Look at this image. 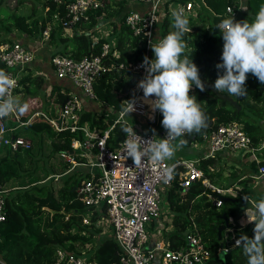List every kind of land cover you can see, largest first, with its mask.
Masks as SVG:
<instances>
[{
    "label": "trees",
    "instance_id": "trees-1",
    "mask_svg": "<svg viewBox=\"0 0 264 264\" xmlns=\"http://www.w3.org/2000/svg\"><path fill=\"white\" fill-rule=\"evenodd\" d=\"M32 1L36 2L38 0ZM22 2L24 0H17V3ZM227 2L234 3L235 18L241 19L242 22L247 20L249 23L253 22L260 6L264 5V0H246L247 10H242L241 7L239 8L238 0H206V4L216 15H209L208 9L204 8L198 10L194 17L188 16L191 32L187 33L184 38L188 45L186 54L198 66L201 79L206 85L205 91H200L199 88L193 85L190 95L197 98L207 118L212 119V123L199 134H185L183 138L189 143L194 139L201 138L204 133L222 122L236 120L244 123L245 130L251 136L253 144L257 146L260 144L259 132L261 131L256 123L244 117V107H251L254 103L263 100L264 84H261L252 74L248 75L245 85L248 95L237 98L238 104L243 106L240 109L227 99L220 97L209 87V84L214 86L215 80L223 74L222 70L216 67L217 64L222 63L221 56L224 43L222 34L216 24L218 20L231 18V16L222 14L224 11L222 6ZM65 3L66 0H44L42 2L43 10L45 9L44 15H37L36 3H34L30 14L25 15L17 9L18 6L9 8L6 0H0V11H6L5 15L0 13V45L17 41L9 37L15 33H23L27 37L42 39L43 30L49 26L47 42L55 46L49 56L50 63V57L56 53L69 54L74 58H81L88 54L97 55L102 53L101 45L105 40L99 39L97 42H92L89 29L95 24L97 17L99 18L104 13L107 19L114 18L115 20L111 21L114 29L110 38L115 37V44L112 49L118 51V56H113L111 51L102 56L103 63L107 68L98 74L93 83L96 99L106 108L100 113L83 109L77 113V123L80 125L86 123L91 132L101 135L104 130L109 129L106 145L114 148L125 134L121 130L124 122L114 123L117 112L121 111L120 103L132 99L129 89L135 90L140 79L137 76L134 79L132 78L133 73L139 72L118 67V64L126 65L129 61L140 58L144 53L137 46V36L132 34L131 29L124 21L125 14L132 7L124 8L122 0H104L103 6L90 11L88 20L81 19L75 25L69 27L65 24V19H67ZM198 20L202 22V25L196 23ZM171 24L172 17L171 12H169L157 24L155 33L166 36L170 31H174ZM66 28L74 29L73 33L68 35L65 32ZM30 47H33V45L31 44ZM34 61L35 58L31 63ZM52 68L54 70L53 65ZM0 69H5V64L2 61H0ZM123 74L127 79L123 78ZM18 87L20 89L17 92L14 91V97L26 96L25 99L23 98L24 100L20 101L21 103H27L29 106L28 110L18 117L19 121L27 122L25 125L26 131L31 136L36 137L37 141L42 139L43 136L49 138L50 156L55 153H59L60 156L61 153L67 152L70 154L72 152V139L82 138L83 131L80 129L71 131L69 126H63L61 130H58L49 119L53 115L52 109H62L68 94L55 93L54 91L58 90V87L53 86L49 94L50 108H48L40 98L41 91L43 92L41 76L25 74L20 79ZM141 94H143V91ZM140 98L143 101V95ZM147 106L149 107L148 104ZM39 111L41 113H36ZM10 119L16 118L12 114ZM162 120L163 116L159 112L157 125L160 127H162ZM13 133L21 135L19 130H14ZM1 149H3V153L0 154V182L2 184L9 182L12 178H20L26 174L31 175L33 172L35 174V167L26 170L23 159H18L19 151H12L4 145L0 146ZM263 149L264 147L261 151ZM33 154V149H26L25 155L27 157L34 156ZM73 155L75 154L73 153ZM75 159L81 160L83 158L75 156ZM214 160V157L200 159L198 165L203 170L204 175L211 176L207 172V165L213 164ZM252 162L257 167L258 162L264 163V159L262 161L253 159ZM70 166L71 163L62 157L59 163L45 166L47 172L44 179L37 177L34 183L31 182L22 187L12 188L7 192L4 206L6 217L0 224L1 260L7 264H50L55 259L57 247H63L67 250H81L92 244L93 238L97 234L99 235L98 243L95 248H89L87 254L99 264H115L117 243L113 236L107 237L106 234L99 232V228L82 223V218L87 213L90 214V221H94L97 215L91 213L90 208L76 198V185L85 176L77 180L74 175L65 174L64 172ZM183 170L182 166L176 168L175 180L165 191L167 207L171 215L169 222L170 225L174 226L168 234L172 243L179 246L180 243L185 242L182 232L189 225L191 226L192 221L190 222L189 217L192 214L211 253V257L206 261L207 264H247V257L243 254L241 247H231L227 252H224V258L218 256L220 240L217 236V228L220 224H223V214L226 216L232 214L238 217L241 211L247 207L245 196L238 195L235 198V207L231 206L230 201H227L218 208L203 193L204 186L200 180H195L185 187L179 184ZM50 173L61 174L59 176L62 180L60 187L54 189L49 185L44 195L37 194L34 190L41 193L40 191L47 181L45 179ZM62 173L64 174L62 175ZM48 180L53 181L54 178L49 177ZM51 210L54 211L51 212ZM67 213L70 214L68 218H65ZM253 229L254 223H248L239 228L236 235H247L251 238L254 236ZM223 230L221 231V241ZM222 242L224 243V241Z\"/></svg>",
    "mask_w": 264,
    "mask_h": 264
},
{
    "label": "built area",
    "instance_id": "built-area-1",
    "mask_svg": "<svg viewBox=\"0 0 264 264\" xmlns=\"http://www.w3.org/2000/svg\"><path fill=\"white\" fill-rule=\"evenodd\" d=\"M142 5L141 9L131 8L124 16L125 23L129 26L134 36H137L139 49L144 51L143 56L136 60L129 61L126 65L119 63L118 67L129 69L141 74V79L145 76V69L141 67L144 57L154 59V52L150 47V42L157 43L163 39L164 35H157V24L173 9L183 8L186 16H195L200 10V4L194 0L177 1L171 0H129ZM67 19L66 26H73L81 19L88 20L89 13L94 8L104 5V0H66L65 3ZM222 14L235 18L234 3H226ZM222 20L217 21V27ZM50 27H46L42 32V40L47 39ZM113 44L104 41L101 45V54H88L81 58H74L69 54L56 53L51 57L54 72L59 77L69 79L76 87L81 88L85 97L95 102L96 94L93 83L98 74L107 68L103 63L102 56L110 51L113 56L118 55V51L112 49ZM35 54L32 48L22 42L14 41L2 43L0 45V61L5 64L4 71L9 73L16 80L18 85V72L23 71L31 65ZM15 68L12 70L11 68ZM113 67H115L113 65ZM140 79V80H141ZM139 80V81H140ZM138 81V82H139ZM137 82V84H138ZM14 88V89H15ZM12 90V95L14 92ZM142 90L137 89V115H144L150 124L148 130L141 129L126 118L122 111L117 112L116 122H125L134 127L137 135L143 139L153 137L166 138L167 130L158 126L159 111L147 114L148 106L140 98ZM102 105L100 102H98ZM80 99L70 94L64 100L61 109V121L51 122L58 130L63 126H69L71 131L80 129L83 131L82 138H73L71 141L72 152L61 153V155L73 166H85L84 178L76 185V198L80 199L97 215L96 222L103 226L104 221H108L113 227L112 236L117 243V259L115 264H207L211 257L209 248L201 232L195 223L192 228L185 233V242L181 246L171 247L166 240L152 239L145 227L147 222L156 221L159 215L167 214L169 208L164 204L165 191L175 180V170L178 166L184 168L180 185L188 186L195 180H200L204 186L203 193L207 199L220 207L232 189L220 188L212 180L204 175L203 170L198 165L200 159L182 158L173 162L166 161L161 165H152L146 161L143 166L136 167L131 158H126L123 143L126 134L117 142L114 148L106 145V138L109 129L103 131L101 135L91 132L87 125L77 123V113L81 110ZM106 108V106H105ZM147 114V115H146ZM113 123V124H114ZM112 124V125H113ZM14 128L7 122V117L0 119V142L12 150L28 149L32 146L29 138L16 135L12 132ZM205 145L207 153L202 156L216 158L219 151L227 149L230 152L237 151L239 154L250 152L255 158V153L264 147V140L259 145H254L251 136L244 128L243 122L230 120L222 122L215 128L209 130L196 140L194 146ZM73 153L75 155H73ZM83 158L81 160H76ZM256 160V158H255ZM257 161V160H256ZM173 167L174 174L170 182L164 183L161 178L165 167ZM213 166V165H212ZM209 166V170H212ZM256 178H264V163L257 164L255 171ZM9 189L0 182V224L5 220V197ZM262 199H264L263 190ZM164 203V204H163ZM165 207V209H164ZM167 212V213H166ZM240 217V216H239ZM236 218L234 215L227 217L228 224L226 232H230L228 241H224L219 250L227 252L236 245V240L240 238L236 235L239 228L247 225V216ZM246 218V219H245ZM82 221L88 222V218L83 216ZM90 244L81 250H67L57 247L55 259L50 264H99L88 254ZM2 264H7L0 259Z\"/></svg>",
    "mask_w": 264,
    "mask_h": 264
},
{
    "label": "clouds",
    "instance_id": "clouds-1",
    "mask_svg": "<svg viewBox=\"0 0 264 264\" xmlns=\"http://www.w3.org/2000/svg\"><path fill=\"white\" fill-rule=\"evenodd\" d=\"M241 9L247 10V7ZM171 17L174 31L157 43L150 42L155 58L144 57L141 67L146 74L137 84V89L143 91V101L153 112L158 110L162 114L167 136L146 140L137 135L127 121L121 126L127 137L123 143L125 156L131 158L136 167L146 161L156 166L173 160L177 151L188 143L183 138L185 134H199L207 127L204 110L197 98L190 95L193 85L200 91L206 90L198 66L186 54L188 45L184 38L191 32L190 21L183 8L173 9ZM218 29L224 43L222 63L216 67L223 74L215 80L214 88L230 97L247 96L245 85L249 74L264 84V5L260 6L253 22L226 18ZM15 86L16 80L0 69V119L12 114L22 115L28 110L27 103H21L12 95ZM136 103L133 94L132 99L120 103L121 111L129 116L136 111ZM173 174V167H165L161 176L164 183L170 182ZM244 199L251 204L245 212L247 223H254V236L241 235L235 246L243 249L247 264H264V199L253 201L249 196Z\"/></svg>",
    "mask_w": 264,
    "mask_h": 264
},
{
    "label": "crops",
    "instance_id": "crops-1",
    "mask_svg": "<svg viewBox=\"0 0 264 264\" xmlns=\"http://www.w3.org/2000/svg\"><path fill=\"white\" fill-rule=\"evenodd\" d=\"M171 1L173 3H175V2H177L179 0H171ZM181 1H184V0H180L179 2H181ZM199 4H200V10H202L203 8H207L209 12H212V16L216 15V13L214 11H212V9L206 4V0H199ZM124 8H126V7H124ZM132 8L141 9L142 5L135 3ZM19 11L22 14H25V15H29L30 14V12L26 13L25 11H21V10H19ZM40 14L44 15V10L43 9L39 13H37V15H40ZM105 15L106 14L104 13L99 18L97 17V20H96L95 24L92 26L91 29H89V31H90L89 32V36H90L92 42H97V40L103 39L105 41L109 40L108 42H111L114 45L115 44V37L114 38H110V37H111V34L113 32V29H114L112 24H111V21L115 20V19L112 18V17L107 19L105 17ZM67 30L68 29H65V32L68 35H71L73 33V31H74V29H72V32L68 33ZM14 35H15V38H14ZM9 37L10 38L12 37L13 40L15 39L17 41H20L22 43L27 44L28 47H30L31 44L33 45V47H30V48H32V50H34L35 61L33 63H31V65L27 69L24 70V73H23V71L18 72V77L21 79L22 77H24L25 74L32 75V76L33 75H39V76L42 77V90H43V92L41 91L40 98L43 100V104L44 105H46L48 108H50V105H49L50 102L48 101L49 98H50L49 94H50V92L52 90V87L53 86H57L58 90L56 89L54 91L55 93L61 92V93H67L68 95L73 94V95L77 96L80 99L81 104H82V108L81 109L100 113L99 110L95 109V104L94 103H96V102H92L91 100H88L85 97V94H84V92L82 91L81 88L76 87L69 79L64 78V77H59V76H57L55 74L51 63L49 62V56L51 55V51L54 50L55 46L53 44H50V43L47 42L48 38L44 39V40H42V39H34V38H31V37L25 36L23 33L22 34L21 33L11 34ZM50 59H51V57H50ZM123 76H125V74H123ZM20 79L18 81V85H19ZM18 85L16 87L17 89L14 90L16 92L18 91V89H20L18 87ZM13 96H14V92H13ZM28 96H29V93H28ZM25 97L24 96L23 97L19 96V98H17V99L18 100H24ZM153 99H154V97H153ZM236 100H237V98H236ZM262 101L264 102V98H263ZM237 102H238V100H237ZM257 104H256V106H254V108H255L254 113L257 116L254 114L251 117L250 120L252 122L256 123L258 129L261 131V132H259L260 133L259 142H261L262 140H264V115L261 116V117H258V116H259V113L264 112V105L261 104V105L258 106ZM100 106H102V105H100ZM103 107H105V106H103ZM242 107L243 106L241 104L240 108H242ZM245 109L246 110H252L253 106H251L250 108H247L245 106ZM51 112L53 113V115H51L50 118L48 116H46V115L45 116L47 118H49L51 120H54V121L59 123L58 120H59V118H61V109L55 108V109H52ZM36 113H41V111L36 112ZM13 115L15 116L16 119H10V118L7 119L8 124L11 127L14 128L12 130V132L14 130H17V131L19 130L20 132L26 130L25 125H26L27 122L19 121L18 120L19 115H17V114H13ZM55 115L57 117H52V116H55ZM244 117L246 119H248V114L245 113V111H244ZM14 121H17V122H14ZM129 121H131V120L129 119ZM84 124L87 125L86 123H84ZM150 127H151L150 125L149 126L147 125L146 130H148ZM198 139H200V138H198ZM198 139L192 140L191 142L187 143L186 146L181 148V149H184L185 153H187L189 155L183 157V155H181V153H179V151L181 150V149H179L177 151L174 159L171 160L170 162H173V161H176V160H179V159H182V158H197V159H201L202 156H204V154L207 153L208 149H207V147L204 144L203 145H198L197 147L194 146V143ZM2 145L3 144L0 142V146H2ZM4 146H6V145H4ZM187 146H191L192 148L187 149L186 148ZM20 150H22V149L12 150V151H20ZM217 155L219 157L223 158V159H226L227 163L230 164V165H228L227 169L223 170V176L225 177L224 183L223 184H218L216 179H215V176H213L214 175V172H213L214 170L213 169L216 170L215 160H214L213 164H208L207 165V172L209 174H211V176L208 175V174H207V176L218 187H220V188H231L232 189L230 192H228L229 194L226 196V197H229L231 199L224 200V203L227 202V201H230V203H232L231 206L235 207L236 206L235 205L236 204L235 203V198L238 195L249 196L251 200L257 201L255 196H257V198H259L261 193L264 190V178H256L255 177V171H256L257 167L253 164L252 160L256 158L257 161H262V159H264V149L262 151L258 150L255 153V158L253 157V154L250 153V152H247L245 154H239L238 156H234V154H232V152H230L229 150H227V151L226 150L225 151L221 150V151H219L217 153ZM217 155H216V157H217ZM230 160H233L232 164H231ZM66 161H68V160H66ZM68 162H70V161H68ZM209 166H212L213 169L209 170V168H208ZM85 169H86L85 166H78V165H74L73 166V164L71 163V166L69 167V169L67 171H65L64 173L67 174V175H73V174H76V172H80L84 176ZM234 171H236L235 174H234ZM64 173H62V175ZM50 175H52V176H50ZM54 175H57L58 177L61 176V174H59V173H50L49 177H53ZM77 175H75V176H77ZM49 177H46V178H49ZM3 185L6 186L9 190L12 189V188H15V187H12L10 185H9L10 187H8L7 183H5ZM163 198L165 199V202H166L165 204L167 205L165 194H164ZM248 207L251 208V204H249L247 202V207L244 208L241 211V213L239 215L240 217L241 216L246 217L245 209H247ZM168 214H169V212H168ZM230 215H232V214H230ZM170 217H171V215H170ZM238 217H236V218H238ZM189 220H190V222L192 221L191 226H193L195 223H197L194 220L192 214H190ZM169 221H170V219H169ZM93 222H94V224H96L95 227H97L99 225L96 222V220H94ZM191 226L189 225L186 230L185 229L183 230L182 235L184 237H185V233L189 229L192 228ZM170 227L171 228L169 230V233L174 228V226L170 225ZM197 229L200 232V230H199L200 228H199L198 225H197ZM168 234H167V237H165L166 242H168L171 247H176L177 245H174L172 243L171 239L168 237ZM183 243H180L179 246H181Z\"/></svg>",
    "mask_w": 264,
    "mask_h": 264
},
{
    "label": "rangeland",
    "instance_id": "rangeland-1",
    "mask_svg": "<svg viewBox=\"0 0 264 264\" xmlns=\"http://www.w3.org/2000/svg\"><path fill=\"white\" fill-rule=\"evenodd\" d=\"M44 0H38V1H32V0H24V2L22 3H17V0H6V4L9 6V8H13L14 6H18L17 9L21 10V11H25L26 13L31 12L34 3H36V13H39L42 9V2ZM197 4H199V0H194ZM236 1V0H235ZM239 1V8L240 7H244L245 1L246 0H238ZM135 4L134 1H129V0H122V5L124 7H133ZM224 5L222 6V10H223ZM202 9V8H201ZM204 9V8H203ZM45 10V9H44ZM243 10V9H242ZM0 13H2L3 15H5L6 11L2 10L0 11ZM209 15H212V12L209 13ZM236 17V14H235ZM200 25H202V22L200 20H198V22H196ZM204 25V24H203ZM68 29L67 32H72L71 28H66ZM20 42V41H19ZM12 70H14L15 68H11ZM123 78L127 79V77L123 76ZM130 95L133 98V94H135V97H137V84H136V88L135 90L129 89ZM88 99V98H87ZM153 99V98H152ZM91 100V99H88ZM92 102H95L94 100H91ZM95 104V109L99 110L100 112H102V110L105 109V107L100 106L97 102L94 103ZM257 103H254L253 109L252 110H246L244 107V111L245 113L248 114V119H251V117L255 114L254 113V106H256ZM264 105V102H258V106L259 105ZM103 107V108H102ZM250 108V107H247ZM151 107H148V111L147 114L151 112ZM259 113V112H258ZM146 114V115H147ZM256 115V114H255ZM264 115V112L259 113L258 117H261ZM11 116V115H10ZM10 116L7 117V119L10 118ZM257 116V115H256ZM127 119H130L132 123H134L136 126H139L141 129H146L147 125L149 126L150 124L148 123V120L146 119V116L144 115H137L134 113H130L129 116L126 115ZM22 135L26 136L27 138L31 139L32 145L30 148L33 149V155L34 156H26L25 149H22L19 151V156L18 159H23L22 161L24 162V164L26 165V170L28 169H33L34 167L35 169V174L34 172L31 175H24L20 178H12V180H10V182H7L8 187L12 186V187H22L24 185H28V183H34V180L38 177L40 179H44V177L46 176V167L52 163H59L62 160V157L60 156L59 153H55L52 156H50L49 152H50V144H49V138L46 136H43L42 139L40 140H36V137L31 136V134L24 130L20 132ZM32 137V138H31ZM187 149L192 148L191 146H187ZM227 151V149H224L223 151ZM3 153V149L0 150V154ZM179 153H181V155L187 156L189 154L185 153L184 149H181L179 151ZM232 154H234V156H238L239 153L237 151L232 152ZM24 157V158H23ZM26 162V163H25ZM231 164L233 163V160H230ZM228 164L226 159H223L221 157H219L217 155V157L215 158V166L217 168V171H215V169H213L214 171V175H215V179L217 181L218 184H223L225 177L223 176V170L228 168ZM46 166V167H45ZM236 173V171H234V174ZM78 174V175H77ZM39 175V176H38ZM75 178H77V180H79L80 178L83 177L82 173L80 172H76V174H73ZM77 175V176H75ZM52 176V175H50ZM82 176V177H81ZM49 177V176H48ZM54 180H48L49 178H46L45 180H47L44 183V187L43 189L40 191L41 193H39L37 190H34L37 194H45L47 189L49 188V185H51L54 189H58L61 185L62 180L57 176L54 175L53 176ZM81 180V179H80ZM43 181V180H41ZM10 185V186H9ZM238 194V193H237ZM263 193H261L260 197L257 198V196H255L256 200L259 201L260 199H262ZM164 204V203H163ZM166 206V204H164ZM219 208V207H218ZM165 209V207H164ZM169 210V209H168ZM70 213H67L65 218H68V215ZM169 215V216H168ZM88 218V222H84L82 221L83 224H86L88 226H96V224H94L93 221H90V214H86L85 215ZM170 211L169 214H164V212H162L159 217L157 218L156 221H152V222H147L145 224L146 229L148 230V233L150 234L151 238L154 240H165V237H167V234L169 233L170 230ZM97 228H99V232H104L103 234H106L107 237H111L112 235V231H113V227L111 226V224L109 225L108 221H104L103 226L98 225ZM98 236L97 234H95L94 238H93V243L90 244V249L95 248V246L98 243ZM230 236V232H226V230H223V237H222V241H228Z\"/></svg>",
    "mask_w": 264,
    "mask_h": 264
},
{
    "label": "water",
    "instance_id": "water-1",
    "mask_svg": "<svg viewBox=\"0 0 264 264\" xmlns=\"http://www.w3.org/2000/svg\"><path fill=\"white\" fill-rule=\"evenodd\" d=\"M235 22H242L241 19H235L234 20ZM137 76L138 78H141V74L140 73H133L132 74V78L134 79V77ZM209 87L212 88L220 97L222 98H225L227 99L229 102H231L234 106H237L238 108H240V105L238 104L236 98L234 97H230L226 94H222V93H219L212 84H209ZM62 118H59V122L61 121ZM212 123V119H208L207 118V126H210ZM231 198L229 197H224V200H229ZM46 209H49L48 207H44ZM54 210H51V212H53ZM228 224V221H227V216L225 214H223V224H220L217 228V236H218V239L220 240V248L223 246V242L221 241V231L225 228V226ZM220 257L224 258V251L223 250H220L219 252V255Z\"/></svg>",
    "mask_w": 264,
    "mask_h": 264
}]
</instances>
